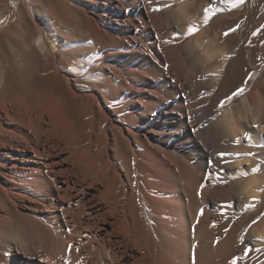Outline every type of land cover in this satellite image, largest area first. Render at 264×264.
Listing matches in <instances>:
<instances>
[{
  "label": "bare ground",
  "instance_id": "bare-ground-1",
  "mask_svg": "<svg viewBox=\"0 0 264 264\" xmlns=\"http://www.w3.org/2000/svg\"><path fill=\"white\" fill-rule=\"evenodd\" d=\"M16 3L0 0V264H260L264 67L245 25L229 34L241 14L220 31L196 0Z\"/></svg>",
  "mask_w": 264,
  "mask_h": 264
},
{
  "label": "rangeland",
  "instance_id": "rangeland-1",
  "mask_svg": "<svg viewBox=\"0 0 264 264\" xmlns=\"http://www.w3.org/2000/svg\"><path fill=\"white\" fill-rule=\"evenodd\" d=\"M9 1L11 4L14 5L13 9H10V8L8 9V12H9L8 17L10 18L11 15L13 14V12L15 11L16 6H17V3H16L17 0H9ZM18 1H20V0H18ZM196 1L200 4L203 3L202 5L203 6L206 5L205 7H210V5L211 6H213V5L218 6V9L214 13V15L215 16L224 15L226 17V18H223L221 20V22L218 24L220 31H223V29H226L224 27V25H225L224 23L232 21V19H233L232 16L234 14H241L240 15L241 18L239 17V19H238L240 21V23L238 24V26H235L234 28L228 29L229 34L230 33L232 34L234 32H238V30H240V28H241L240 27L241 24L245 25L246 26L245 27V36L240 43H238L236 41V44H241L243 47V50L245 52H247L248 48H250L254 62L261 65L262 67H264V9L263 8L258 9V10H254V11L248 10L250 0H242V2H241V0H196ZM28 6H29V9L31 10L32 15H33V11H32L33 6L30 2H28ZM245 10H247L246 14L244 13ZM35 20H36V23L39 25V27L42 29V31L44 33L45 40H46L48 47L56 55L57 51L59 50L58 44H57V39L48 33L47 28L41 24L40 20L37 17H35ZM208 21H210V20H208ZM196 36H197V32H194L193 35L191 34L190 38L194 39V38H196ZM22 52H23V50H22ZM181 57L184 58L185 55L182 54ZM238 60H239V62L238 61L234 62V64L235 65L237 64V66H236L237 68H238V65L242 66V73L241 74L237 73V74H238V77L241 79V82L243 83L244 80L246 81V79L252 75V70H251L249 61L247 60L246 55H243V53H242V55H240V58H238ZM186 63L188 65L191 64L190 61H187ZM236 67L234 69H236ZM236 70H238V69H236ZM230 76H232V78L229 81L233 80V78H234L233 77L234 75L231 74ZM242 83H241V85H242ZM225 89L228 91L229 90L231 91L232 87H231V85L227 84L225 86ZM221 98H222V96H220L219 99H216L217 101L215 100V102H214L215 106H216V104H218L220 102ZM259 144L264 145V141H261ZM260 145H259V151L256 153V155L258 156V158L260 160L264 161V147H261ZM261 169L264 172V166L261 167ZM262 211L263 212H262L261 220H262V224L264 225V223H263L264 222V204H263V210ZM252 222H253L252 219L248 221V223H252ZM255 262H256V260L252 261V264ZM260 264H264V252L261 256Z\"/></svg>",
  "mask_w": 264,
  "mask_h": 264
},
{
  "label": "snow or ice",
  "instance_id": "snow-or-ice-1",
  "mask_svg": "<svg viewBox=\"0 0 264 264\" xmlns=\"http://www.w3.org/2000/svg\"><path fill=\"white\" fill-rule=\"evenodd\" d=\"M242 2V0H241ZM171 5H165V7H170ZM160 9L159 8H154L153 11H159ZM211 11V9H205V16H204V21L205 23H207L208 19H209V16L207 15V13H209ZM197 29L193 28V27H190L188 28V34L191 35L194 31H196ZM225 35H227V33H225ZM243 89H240L238 90L236 93H233V96H236L238 95L240 92H242ZM232 97H229L228 100H231ZM224 105V101L221 102V106ZM261 147H264V145H260ZM221 156L225 155V154H220ZM246 155H249V156H252V155H255L254 153H247ZM259 171V166L257 167H254L251 169V172L254 174L256 172ZM246 173H242V175H244ZM71 248V246H69ZM233 264H235V262H233Z\"/></svg>",
  "mask_w": 264,
  "mask_h": 264
}]
</instances>
